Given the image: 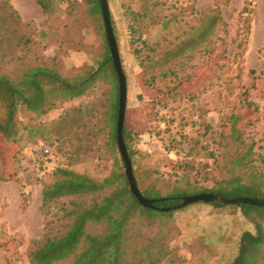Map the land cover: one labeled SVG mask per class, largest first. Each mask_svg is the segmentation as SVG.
Here are the masks:
<instances>
[{
    "label": "rangeland",
    "instance_id": "rangeland-1",
    "mask_svg": "<svg viewBox=\"0 0 264 264\" xmlns=\"http://www.w3.org/2000/svg\"><path fill=\"white\" fill-rule=\"evenodd\" d=\"M6 1L23 20L31 22L28 35L32 40L17 47L16 57H24L26 61L57 58L64 74L85 64H98L103 36L85 12L84 0H76L75 10L67 2H57L59 9L50 17L36 0ZM107 1L122 66L128 76L125 124L139 134V147L144 152L141 163L148 167L151 179L158 177L159 183L177 181L179 185L180 175L187 171L194 181L212 186L224 174L222 165L226 161L222 153L226 148L219 141L221 133L228 132V118L233 113H244L245 118L239 122L244 132L241 148L253 144L255 164L264 173V0L252 3L250 0ZM131 9L133 13L153 9L155 16L176 14L189 27L198 24L205 13L219 16L220 26L211 36V51L201 52L202 46L190 51V62L179 72L188 77L177 89L174 76H160L163 67L151 64L161 52L146 49L142 42L133 43L129 28ZM7 26L9 30L12 27L9 23ZM140 30L144 32V26ZM179 32L180 29L174 30V34ZM10 37L14 39L11 34ZM137 49L141 50L138 55ZM107 87L106 80H99L91 93L59 101L56 108L41 117L23 108L15 127L20 145L0 140L3 164L0 175L16 171L11 180L0 178V264H31L28 256L31 241L44 233L42 190L53 179L57 167L69 166L102 178L116 160L122 165L120 155H112L106 144L107 128L100 115L93 118L101 126L93 150L75 161L68 159L78 146L72 138L83 136L86 128L79 127L80 132L71 134L65 142L58 140L57 134L66 133L71 121L64 120L58 129L54 125L69 110L82 106L85 111L93 102H100L95 99L103 97ZM248 100L257 106L248 108ZM97 108L94 116L102 111V107ZM186 135L188 139L199 140L196 150H201L202 155L214 151L217 158H186L185 153L192 145H187L189 140H183ZM86 144L83 138L79 149L86 151ZM229 148H233L232 143ZM225 207L224 216L211 218L215 215H207L212 212L205 203H191L165 213L172 214L167 225L157 222L145 226L143 233L154 235L160 231L171 236L175 232L169 230L170 225L177 232L170 247L184 261L193 264L195 255L208 258L214 254L204 264H230L237 255L241 234L254 231L255 225L240 214L237 206ZM216 229L223 232L215 233ZM205 233L208 238L202 237ZM259 262L264 264V254Z\"/></svg>",
    "mask_w": 264,
    "mask_h": 264
},
{
    "label": "trees",
    "instance_id": "trees-1",
    "mask_svg": "<svg viewBox=\"0 0 264 264\" xmlns=\"http://www.w3.org/2000/svg\"><path fill=\"white\" fill-rule=\"evenodd\" d=\"M36 1L49 17L59 9L57 2L69 3L71 10H75L78 4L76 0ZM84 1L85 12L93 19L103 36L102 55L97 65L85 64L64 74L57 58L38 57L26 61L24 57L15 56L18 46L28 45L32 40L28 35L31 22L23 20L8 1L0 0V140L6 139L20 145L15 127L18 113L23 108L36 113L38 117L44 116L56 108L59 101L89 94L99 80H106L108 87L103 90L104 96L95 99L100 102H93L85 111L82 106L75 107L54 121V125L58 129L64 120L71 121L72 126L66 133L57 134L58 140L63 139L65 142L69 141L68 136L80 132L79 127L86 128L84 137L77 135L72 138L77 141L78 146L68 159L75 161L85 158L87 151L93 150L94 138L101 133L99 121L93 122V118L100 115L107 128L106 144L112 155H120L122 163L119 165L116 160L115 166L102 178L79 172L69 166L56 168L53 179L42 190L44 233L41 237L32 239L29 260L31 264H185L187 261L177 256L176 250L170 247V242L177 235L172 226H168L171 232H175L171 236L162 235L160 231L154 235L143 233L145 226H153L157 222L167 225L172 214L167 216L165 213L179 208L161 210L144 206L131 191L117 141L119 77L106 36L101 2ZM252 1L250 0L251 3ZM153 11L133 13L131 9V38L133 43L142 42L146 49L161 52L158 60L151 64L163 67L160 76H174V88L177 89L188 77L179 75V72L190 62V51L197 46H202L201 52L205 54L211 51V36L220 26L219 16L205 13L198 24L189 27L176 14L155 16ZM8 23L12 25L10 30ZM141 24H144V32L140 30ZM178 29L180 32L174 34V30ZM156 30L159 31L156 33ZM140 51L135 50L137 55ZM125 76L127 79L126 72ZM247 105L250 109L257 106L250 100ZM97 107H102V111H98L96 117L93 112L99 110ZM244 118V113H233L228 118V132L220 135L219 143L226 148L222 153L226 163L222 165L223 176L217 177L212 186L194 181L192 174L187 171L180 175L179 185L177 181L159 183L158 177L151 179L148 167L141 163L144 152L139 147V134L124 123L123 139L143 196L161 199L154 203L158 207L177 205L182 196L199 193L264 200V173L255 164L253 144L245 149L241 148L244 144V132L239 122ZM83 138L87 140L86 151L79 149ZM183 138L184 141L189 140L187 145L192 143L185 153L186 158H217L214 151L209 155H202L201 150H196L198 139H188L187 135ZM231 143L232 149L229 148ZM1 167L3 168V164L0 161ZM15 175L16 171L0 175V178L11 180ZM203 203L209 205L212 213L227 206L218 201ZM233 206H237L240 214L254 223L255 230H246L241 234L237 255L230 264H261L259 260L264 254V206L242 203ZM198 261L203 264L204 258L200 257Z\"/></svg>",
    "mask_w": 264,
    "mask_h": 264
},
{
    "label": "water",
    "instance_id": "water-1",
    "mask_svg": "<svg viewBox=\"0 0 264 264\" xmlns=\"http://www.w3.org/2000/svg\"><path fill=\"white\" fill-rule=\"evenodd\" d=\"M100 2H101L102 12L106 26L107 39L113 57L114 67L119 77L120 97H119V110H118V120H117V141L119 144V150L121 152V155L125 163L126 177L128 178V181L130 183L131 191L137 197L139 202L144 206L150 208H158L161 210H170L172 208H183L191 203L211 202V201H218L226 205H234V204L242 203V204H255V205L264 206L263 199H258L253 197L228 198L220 195H215L213 193H199L195 195L182 196L181 202L177 205L170 207H157L154 203L161 199H149L143 196L142 192L140 191L137 185V181L133 171L132 161L129 157L127 147L123 139V128L125 123L126 104H127L126 76L122 66L117 40L113 31V26L111 24V15H110L108 1L100 0Z\"/></svg>",
    "mask_w": 264,
    "mask_h": 264
},
{
    "label": "crops",
    "instance_id": "crops-1",
    "mask_svg": "<svg viewBox=\"0 0 264 264\" xmlns=\"http://www.w3.org/2000/svg\"><path fill=\"white\" fill-rule=\"evenodd\" d=\"M227 206H230V205H227ZM207 207H208V210H209V208H210L209 205H207ZM225 208H226V207H225ZM225 208H222V209H221L222 212H221V210L218 211V212L214 211L213 213H211V214H207V215H211V216L215 215V217H211V218H216L217 216H221V215L224 216L225 213H224L223 211L226 210ZM227 210L232 211L233 209H227ZM223 228H226L225 231H228L227 227H223ZM218 230H220L219 233H220V232H223L221 229H216V230H215V233H216ZM215 233H214V234H215ZM213 236H214V235H213ZM202 237H203V238H204V237L208 238V234L205 233V236H202ZM239 241H240V240H239ZM199 256H200V255H199ZM199 256H198V255H195V258H194V260L192 261L193 264H194V263H195V264H200L199 261H198V259L200 258ZM212 256H214V254H213V255L210 254V255L208 256V258H204L203 264H204L205 262L208 261L207 259H209V258L211 259ZM206 260H207V261H206ZM217 261H218V260H217ZM185 264H190V263L187 262V263H185ZM191 264H192V263H191Z\"/></svg>",
    "mask_w": 264,
    "mask_h": 264
}]
</instances>
